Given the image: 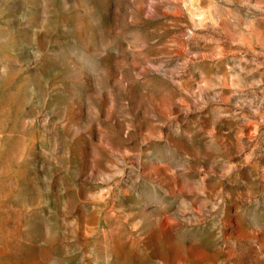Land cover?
Returning <instances> with one entry per match:
<instances>
[{
  "label": "rangeland",
  "instance_id": "374dc122",
  "mask_svg": "<svg viewBox=\"0 0 264 264\" xmlns=\"http://www.w3.org/2000/svg\"><path fill=\"white\" fill-rule=\"evenodd\" d=\"M0 264H264V0H0Z\"/></svg>",
  "mask_w": 264,
  "mask_h": 264
}]
</instances>
